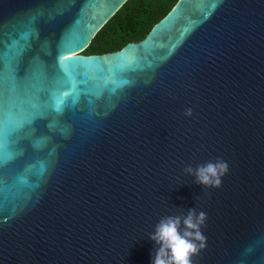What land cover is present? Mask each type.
<instances>
[{
  "label": "water",
  "instance_id": "95a60500",
  "mask_svg": "<svg viewBox=\"0 0 264 264\" xmlns=\"http://www.w3.org/2000/svg\"><path fill=\"white\" fill-rule=\"evenodd\" d=\"M128 1L0 0V264H151L189 208L193 264H264V0H179L84 55ZM217 158L219 188L183 171Z\"/></svg>",
  "mask_w": 264,
  "mask_h": 264
},
{
  "label": "clouds",
  "instance_id": "9594fccd",
  "mask_svg": "<svg viewBox=\"0 0 264 264\" xmlns=\"http://www.w3.org/2000/svg\"><path fill=\"white\" fill-rule=\"evenodd\" d=\"M192 109H186L185 115L191 116ZM184 173L195 178V183L205 188H219L222 178L229 171V164L222 158L209 161L195 168L187 165ZM207 214L189 208L183 216L166 215L155 225L149 238L155 242L151 264H193L192 258L206 247V237L202 228L206 225ZM183 226V232L180 231Z\"/></svg>",
  "mask_w": 264,
  "mask_h": 264
},
{
  "label": "trees",
  "instance_id": "16d2710c",
  "mask_svg": "<svg viewBox=\"0 0 264 264\" xmlns=\"http://www.w3.org/2000/svg\"><path fill=\"white\" fill-rule=\"evenodd\" d=\"M179 0H129L101 29L84 55H102L143 41Z\"/></svg>",
  "mask_w": 264,
  "mask_h": 264
}]
</instances>
